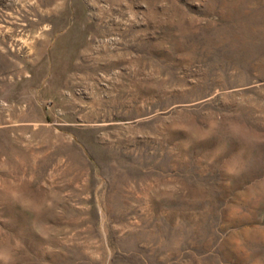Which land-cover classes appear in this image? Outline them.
<instances>
[{
  "label": "rangeland",
  "instance_id": "rangeland-1",
  "mask_svg": "<svg viewBox=\"0 0 264 264\" xmlns=\"http://www.w3.org/2000/svg\"><path fill=\"white\" fill-rule=\"evenodd\" d=\"M0 264H264V0H0Z\"/></svg>",
  "mask_w": 264,
  "mask_h": 264
}]
</instances>
